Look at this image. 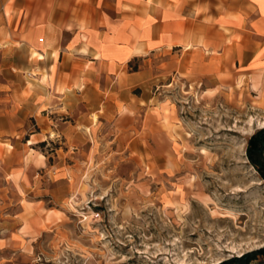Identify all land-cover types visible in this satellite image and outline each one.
Segmentation results:
<instances>
[{"label":"rangeland","instance_id":"374dc122","mask_svg":"<svg viewBox=\"0 0 264 264\" xmlns=\"http://www.w3.org/2000/svg\"><path fill=\"white\" fill-rule=\"evenodd\" d=\"M216 42L131 63L122 92L84 94L44 141L32 119L3 126L0 264H220L264 248L246 154L264 59L250 40Z\"/></svg>","mask_w":264,"mask_h":264},{"label":"crops","instance_id":"0c3cea01","mask_svg":"<svg viewBox=\"0 0 264 264\" xmlns=\"http://www.w3.org/2000/svg\"><path fill=\"white\" fill-rule=\"evenodd\" d=\"M210 40L264 59V0H0V135L32 119L44 141L84 94L122 92L131 63Z\"/></svg>","mask_w":264,"mask_h":264},{"label":"trees","instance_id":"16d2710c","mask_svg":"<svg viewBox=\"0 0 264 264\" xmlns=\"http://www.w3.org/2000/svg\"><path fill=\"white\" fill-rule=\"evenodd\" d=\"M247 158L255 167L260 177L264 180V129L256 132L248 142ZM258 255L264 257V248L258 251L248 253L240 258H232L221 262L220 264H249L255 260Z\"/></svg>","mask_w":264,"mask_h":264}]
</instances>
